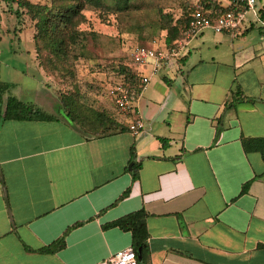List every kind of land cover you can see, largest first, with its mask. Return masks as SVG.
I'll return each instance as SVG.
<instances>
[{
	"label": "crops",
	"instance_id": "0c3cea01",
	"mask_svg": "<svg viewBox=\"0 0 264 264\" xmlns=\"http://www.w3.org/2000/svg\"><path fill=\"white\" fill-rule=\"evenodd\" d=\"M158 74L138 101L137 135L107 89L88 96L119 127L106 136L51 113L57 120L0 122V264H110L133 247L131 232L110 225L140 210V264H264V160L242 144L264 139V20L234 35L203 31ZM235 92L246 101L230 106ZM69 228L64 249L38 252Z\"/></svg>",
	"mask_w": 264,
	"mask_h": 264
},
{
	"label": "rangeland",
	"instance_id": "374dc122",
	"mask_svg": "<svg viewBox=\"0 0 264 264\" xmlns=\"http://www.w3.org/2000/svg\"><path fill=\"white\" fill-rule=\"evenodd\" d=\"M28 1L51 7L47 0ZM104 5L105 8L82 11L85 19L78 26L82 42L63 71L41 64L43 60L36 53L40 41L36 21L26 9L17 3L0 0V81L11 84L9 93L35 104L42 101L46 113L71 121L61 104L62 96L74 95L81 106L92 108L88 96L92 93L106 94V89L109 95L110 87L122 80L116 74L118 68L130 61L129 55L134 48L163 41L164 32L160 30L163 14L170 13L177 18L184 11L189 13L191 6L184 0H105ZM256 19L252 13L248 15V22L256 23ZM81 48H85V53H78ZM211 50L210 56L216 48ZM172 71L177 72L178 66ZM157 75V78L161 77V74ZM100 78L106 79L107 84L101 83Z\"/></svg>",
	"mask_w": 264,
	"mask_h": 264
},
{
	"label": "trees",
	"instance_id": "16d2710c",
	"mask_svg": "<svg viewBox=\"0 0 264 264\" xmlns=\"http://www.w3.org/2000/svg\"><path fill=\"white\" fill-rule=\"evenodd\" d=\"M8 1L17 3L21 8H25L33 20L36 21L38 38H40V41L38 40L39 45L37 44L36 47V53L43 60L41 64L44 66L47 64L49 67L63 71L67 69V65L73 60L72 57L74 52L76 53V47L82 42L80 40L82 33L78 32V26L82 23V19H85L82 11L87 8L106 7L104 5L105 0H47L51 2V7L34 5L28 0ZM119 7H121V1ZM199 8L204 10L202 7ZM196 9H189V13L185 11L177 18L170 13H164L160 23V30L164 32L161 43L170 47L182 39ZM260 19L264 20V10H260ZM91 35L94 36L93 34ZM84 51L85 48L84 50L81 48V51L78 53L83 54L85 53ZM116 74L123 78L128 86L139 88L138 69L131 61L128 60L127 63H123L118 68ZM11 87V84L0 81V122L57 120L56 116L46 113L42 108L31 103L23 102L12 96L9 93ZM237 97L238 93L235 92L233 102L230 106H237L241 102L246 101L244 98L237 99ZM61 104L67 110L68 118L73 123L81 126L83 130L86 129L85 131L90 132L93 136H106L119 131L118 125L106 113L95 111L93 108L87 106H81L74 95L62 96ZM242 144L245 152H258L264 160L263 138H243ZM132 150L135 155L134 147ZM134 170V179H138L140 166L134 167ZM247 190L248 184L243 186L242 193H245ZM127 194L128 191L121 198ZM147 217V213L144 210H140L124 216L110 225L111 227H119L124 231L131 232L133 249L138 258L141 250L142 258L144 259L148 255L149 232L147 228ZM78 225H81V223L76 226ZM71 230L72 228H69L61 238L38 252L41 254H56L61 251L66 246V237Z\"/></svg>",
	"mask_w": 264,
	"mask_h": 264
},
{
	"label": "built area",
	"instance_id": "2783aa9c",
	"mask_svg": "<svg viewBox=\"0 0 264 264\" xmlns=\"http://www.w3.org/2000/svg\"><path fill=\"white\" fill-rule=\"evenodd\" d=\"M252 13L259 18V0H219L216 14H210L199 7L194 12L182 39L168 47L163 43L152 46H137L129 55L130 61L138 69L139 88L128 86L124 79L112 85L109 95L114 100L118 112L131 119L128 129L137 135L146 129V124L137 109L143 91L160 70L179 63L190 51L192 42L205 30L218 34H237L248 22ZM110 264H139L133 247L119 252L110 259Z\"/></svg>",
	"mask_w": 264,
	"mask_h": 264
},
{
	"label": "water",
	"instance_id": "95a60500",
	"mask_svg": "<svg viewBox=\"0 0 264 264\" xmlns=\"http://www.w3.org/2000/svg\"><path fill=\"white\" fill-rule=\"evenodd\" d=\"M142 258V254H141V250H140V256H139V259H141Z\"/></svg>",
	"mask_w": 264,
	"mask_h": 264
}]
</instances>
